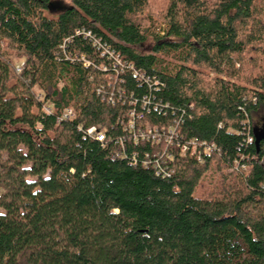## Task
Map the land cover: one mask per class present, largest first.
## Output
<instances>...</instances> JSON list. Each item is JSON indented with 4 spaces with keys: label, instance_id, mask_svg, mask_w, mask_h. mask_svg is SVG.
<instances>
[{
    "label": "trees",
    "instance_id": "16d2710c",
    "mask_svg": "<svg viewBox=\"0 0 264 264\" xmlns=\"http://www.w3.org/2000/svg\"><path fill=\"white\" fill-rule=\"evenodd\" d=\"M52 1L0 0V264H264V0ZM132 108L215 151L156 175Z\"/></svg>",
    "mask_w": 264,
    "mask_h": 264
},
{
    "label": "built area",
    "instance_id": "2783aa9c",
    "mask_svg": "<svg viewBox=\"0 0 264 264\" xmlns=\"http://www.w3.org/2000/svg\"><path fill=\"white\" fill-rule=\"evenodd\" d=\"M100 56L106 58L110 62V66L113 68L116 78H119L120 73L126 70L131 71L133 77H137L150 91L153 86L157 85V81H154L152 84L149 76H147L142 70H135L133 65L125 62L118 53H115L110 49H101ZM82 61L85 67L91 66V63L85 60L84 57H82ZM22 66V64L17 65L16 72L19 73ZM100 68L102 70L107 69L105 65H101ZM150 94L151 93L144 94L140 98L143 111L153 110L159 113L163 112L166 106H161L160 103L156 102L154 96ZM43 110L46 114H50L48 108H44ZM143 115L144 112L137 113L135 108L129 109L127 115L128 119L126 123L123 124V130L129 135V139L134 145L150 144L157 146L156 151L152 154V160L149 159V154L146 153L145 160H142L141 162L145 168L151 166L156 175L163 178L170 177L174 173L172 164L176 155H189L190 157H195L198 162H201L203 155H209L215 151L213 144H206L196 140H181L179 135L180 122L178 120H174V122L169 125L150 126L149 124H146L144 127H141L138 122L142 119ZM63 118L71 119L72 113L70 111L67 112ZM85 133L88 137L102 145L108 141L106 129L91 127L87 129ZM248 142H251V139H249ZM117 143L124 145V138H118Z\"/></svg>",
    "mask_w": 264,
    "mask_h": 264
},
{
    "label": "rangeland",
    "instance_id": "374dc122",
    "mask_svg": "<svg viewBox=\"0 0 264 264\" xmlns=\"http://www.w3.org/2000/svg\"><path fill=\"white\" fill-rule=\"evenodd\" d=\"M157 4L160 3L161 1L160 0H156ZM215 172L212 170V171H209L208 172V175L203 179L202 181V184H203V187L205 186H210L212 184V182H214V180L216 179V174H214Z\"/></svg>",
    "mask_w": 264,
    "mask_h": 264
},
{
    "label": "water",
    "instance_id": "95a60500",
    "mask_svg": "<svg viewBox=\"0 0 264 264\" xmlns=\"http://www.w3.org/2000/svg\"><path fill=\"white\" fill-rule=\"evenodd\" d=\"M48 9L50 11H62L63 9H65V5L62 1L57 0V1H52L48 4Z\"/></svg>",
    "mask_w": 264,
    "mask_h": 264
}]
</instances>
